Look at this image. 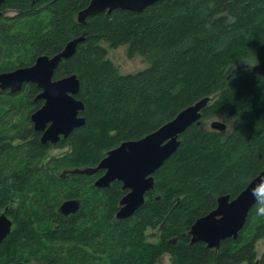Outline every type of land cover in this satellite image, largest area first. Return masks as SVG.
Returning a JSON list of instances; mask_svg holds the SVG:
<instances>
[{"label":"trees","instance_id":"1","mask_svg":"<svg viewBox=\"0 0 264 264\" xmlns=\"http://www.w3.org/2000/svg\"><path fill=\"white\" fill-rule=\"evenodd\" d=\"M89 1L1 4L0 72L54 55L83 35L53 78L78 77L84 122L58 143H42L29 119L43 102L35 98L40 89L26 83L14 93L0 90V213L12 220L0 264H156L164 255L169 264H264V250L258 256L255 249L264 237L256 203L236 238L217 248L191 242L188 233L219 195L234 197L264 169V77L249 66L264 58V0H157L138 12L114 9L78 22ZM120 45L147 65L121 73L107 49ZM204 96L211 100L200 119L226 114L231 130L187 126L133 215L115 217L126 192L120 182L93 185L103 171L62 174L97 165L108 150L154 131ZM53 147L60 152L50 154ZM70 198L79 199L77 210L59 213Z\"/></svg>","mask_w":264,"mask_h":264},{"label":"water","instance_id":"2","mask_svg":"<svg viewBox=\"0 0 264 264\" xmlns=\"http://www.w3.org/2000/svg\"><path fill=\"white\" fill-rule=\"evenodd\" d=\"M157 0H90L77 12L76 19L84 23L85 18L98 12H111L114 9L141 11ZM0 16L3 14L1 10ZM83 35L67 41L63 49L54 55L41 54L28 66H20L0 72V90L11 93L22 89L26 83H34L40 91L35 98L42 104L31 112L29 119L34 130L40 133L42 143L56 144L65 139L72 130L84 122L80 114L84 103L77 98L79 80L75 74L54 79V69L63 59L72 55ZM253 73L264 77V58L250 64ZM210 96H204L196 102L181 109L175 117L159 126L154 131L137 140L121 142L108 150L95 166L76 167L68 173L92 175L99 170L103 173L94 181L99 188L110 186L113 181L121 184L126 191L118 201L116 218H127L143 205L145 194L154 186L153 173L177 149L179 135L189 125L201 124V111L209 104ZM209 126L215 130H223L225 125L219 120H212ZM66 173V172H62ZM264 180V169L259 171L247 185L234 197L229 194L219 195L216 206L207 214L195 219L189 228L190 241H201L209 248H217L221 240L233 237L244 226L250 209L256 203L251 189ZM79 205L78 198L65 199L60 202L57 211L63 215L73 213ZM12 220L0 213V243L11 231ZM8 264H26L22 261Z\"/></svg>","mask_w":264,"mask_h":264},{"label":"rangeland","instance_id":"3","mask_svg":"<svg viewBox=\"0 0 264 264\" xmlns=\"http://www.w3.org/2000/svg\"><path fill=\"white\" fill-rule=\"evenodd\" d=\"M6 13H7V15L8 14L13 15L15 12L7 11ZM107 49H108V57L113 61L114 64H116L119 67V70L121 73H132V72L138 71L140 69H143L147 65V62L144 61L141 58V56H139V55H135V56L129 58L126 55L124 45H120L116 48H109L108 47ZM214 119L219 120L225 124V128H224L223 132L228 133L231 130L232 120L226 114L219 116L217 118H214ZM211 120L205 121V124H206L205 127H207V128L209 127V122ZM59 152H60V149L57 147H53L49 150L50 154H56ZM149 231L150 230L148 229L147 234L149 233ZM149 239L155 242L156 235L154 237L150 236ZM255 246H256L255 247L256 253L259 256L262 253V251L264 250V237L259 239L256 242ZM169 263H170L169 256L164 255L160 258L159 262L156 264H169Z\"/></svg>","mask_w":264,"mask_h":264},{"label":"clouds","instance_id":"4","mask_svg":"<svg viewBox=\"0 0 264 264\" xmlns=\"http://www.w3.org/2000/svg\"><path fill=\"white\" fill-rule=\"evenodd\" d=\"M248 65L249 63L245 61ZM250 66V65H249ZM253 196L256 200L255 212L258 216H264V180L251 189Z\"/></svg>","mask_w":264,"mask_h":264},{"label":"flooded vegetation","instance_id":"5","mask_svg":"<svg viewBox=\"0 0 264 264\" xmlns=\"http://www.w3.org/2000/svg\"><path fill=\"white\" fill-rule=\"evenodd\" d=\"M88 3H89V2H88ZM204 125H206V124L204 123ZM58 142H59V141H58ZM26 264H36V263H35V261L30 260V261H27Z\"/></svg>","mask_w":264,"mask_h":264},{"label":"bare ground","instance_id":"6","mask_svg":"<svg viewBox=\"0 0 264 264\" xmlns=\"http://www.w3.org/2000/svg\"><path fill=\"white\" fill-rule=\"evenodd\" d=\"M69 169H73V168H66V169H64L63 171L66 172V173H68V170H69ZM134 242H135V241H134Z\"/></svg>","mask_w":264,"mask_h":264}]
</instances>
